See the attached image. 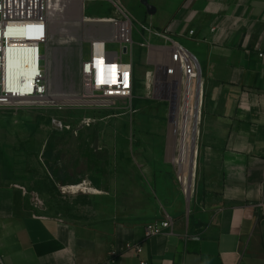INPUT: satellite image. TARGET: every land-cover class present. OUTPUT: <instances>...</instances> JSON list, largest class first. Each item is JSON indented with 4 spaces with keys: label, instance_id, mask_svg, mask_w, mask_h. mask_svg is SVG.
<instances>
[{
    "label": "crops",
    "instance_id": "1",
    "mask_svg": "<svg viewBox=\"0 0 264 264\" xmlns=\"http://www.w3.org/2000/svg\"><path fill=\"white\" fill-rule=\"evenodd\" d=\"M120 1L134 39L164 46L168 30L202 66L195 193L174 174L169 101L155 104L136 82L131 117L111 138L109 181L87 192L91 203L55 211L38 174L0 167V264H264V0ZM61 179L66 194L81 193L79 176ZM167 214L171 227L145 238Z\"/></svg>",
    "mask_w": 264,
    "mask_h": 264
},
{
    "label": "built area",
    "instance_id": "2",
    "mask_svg": "<svg viewBox=\"0 0 264 264\" xmlns=\"http://www.w3.org/2000/svg\"><path fill=\"white\" fill-rule=\"evenodd\" d=\"M74 1L0 0V108L62 109L67 104L78 103L85 108L99 109L120 99L134 98L137 81L133 56L135 24L120 0H107L117 15L99 21L106 27L90 40L89 54L81 66L82 88L76 93L77 99L69 97L59 101L51 96L48 47L56 20ZM80 1L84 10L86 2L105 0ZM161 35L168 44L152 46L142 41L139 45L147 49V63L154 67V73L148 72L147 77L152 75L154 88L168 101L175 102L171 115V128L176 138L172 164L177 181L189 198L196 189L200 125L205 104L203 71L198 58L168 30ZM259 56L263 58L264 52H259ZM54 122L58 124L57 119ZM84 183L73 187L79 188ZM78 191L84 192L82 188ZM259 208L264 218V200ZM171 225L172 218L168 214L163 220L148 223L145 238L162 234ZM129 247L135 248L139 255L143 251L141 244ZM138 264L149 263L140 257Z\"/></svg>",
    "mask_w": 264,
    "mask_h": 264
},
{
    "label": "rangeland",
    "instance_id": "3",
    "mask_svg": "<svg viewBox=\"0 0 264 264\" xmlns=\"http://www.w3.org/2000/svg\"><path fill=\"white\" fill-rule=\"evenodd\" d=\"M83 15L115 16L116 12L113 5L105 0L87 2ZM67 29V32H55L49 43L48 56L50 71L54 74L58 70L63 79L64 90L71 94L70 90L79 92L82 88V62L89 54L91 38L101 34V29L98 23L80 26V39L77 35L73 36V29ZM134 42L137 87H146L149 83L147 74H153L154 67L147 63V52L139 45L142 41L135 38ZM150 84L144 91L151 101L158 104L159 101L167 100L154 88L152 75ZM59 94L64 95V92ZM131 107L132 100L120 99L99 109L85 108L78 103L67 104L62 109L38 106L0 108V136L3 139V145L0 146V167L23 172L25 176L38 174L43 181L42 196L48 194L57 202L55 211L61 210L63 206L68 208L91 203L93 196L87 192L66 194L61 178L79 176L81 181L74 185L86 182L94 188L109 181L111 160L115 152V147L110 144L111 138L116 135V125L130 119ZM55 119L58 124L54 122ZM121 133L119 131L118 135ZM173 170L177 179L175 169ZM46 175L53 177V182L51 180L46 184ZM39 201L38 198L39 209L45 212V207ZM63 202L66 203L62 205Z\"/></svg>",
    "mask_w": 264,
    "mask_h": 264
},
{
    "label": "bare ground",
    "instance_id": "4",
    "mask_svg": "<svg viewBox=\"0 0 264 264\" xmlns=\"http://www.w3.org/2000/svg\"><path fill=\"white\" fill-rule=\"evenodd\" d=\"M84 17H86L87 19H85ZM102 18H105V17H102ZM102 18L90 17L88 15H83V6L81 4V1L75 0L68 7V9H66L64 11V13L60 14L58 19L56 20L55 26H54V29L52 32V37L55 35L56 31H60V32L66 31V30L68 31L69 29H67V28H71L74 30V31L72 30L73 32L70 31L71 33H73V36L77 35V37H79V39H80V36L78 33V27L83 26V25L85 26L86 24L97 25V22H98L100 29H103L104 27H106V24L102 23L103 21L99 23L100 20H103ZM157 60L160 61L162 59L158 58ZM48 78H49V82H50L51 96H53L54 99H56V100L69 99V97H74V99H77L76 98V93H77L76 90L75 91H74V89L70 90L69 92H72L71 94H68L67 93L68 91L64 90L63 79L61 78V74L58 72V70H56V72L53 74L52 70L50 71V69H49ZM148 81H149L148 86H150L151 85L150 84V77H148ZM57 91L64 92V95H60L59 92H57ZM70 95H72V96H70ZM187 170L188 169L186 168L185 172H187ZM80 188H82L84 190V192L97 190L96 188L89 186L87 183L82 184L79 188L72 186L73 191H78V190H80Z\"/></svg>",
    "mask_w": 264,
    "mask_h": 264
},
{
    "label": "water",
    "instance_id": "5",
    "mask_svg": "<svg viewBox=\"0 0 264 264\" xmlns=\"http://www.w3.org/2000/svg\"><path fill=\"white\" fill-rule=\"evenodd\" d=\"M144 3H147V2L145 1ZM169 102H170V114L172 115L175 111V102L174 101H169Z\"/></svg>",
    "mask_w": 264,
    "mask_h": 264
}]
</instances>
